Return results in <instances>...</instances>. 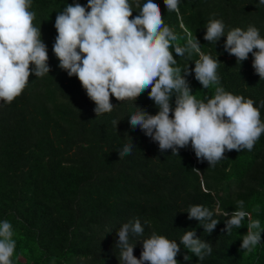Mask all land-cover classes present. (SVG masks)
Instances as JSON below:
<instances>
[{"label":"trees","instance_id":"16d2710c","mask_svg":"<svg viewBox=\"0 0 264 264\" xmlns=\"http://www.w3.org/2000/svg\"><path fill=\"white\" fill-rule=\"evenodd\" d=\"M76 2L87 5V0H32L33 26L41 30L51 70L39 78L30 75L11 104L0 101V221L8 220L13 228L12 264H120L116 231L137 218L144 227L143 236L131 239L137 259L142 251L139 239L155 233L179 245L184 231L195 230L197 238L211 244L212 253L200 261L180 245L178 264H264V133L252 151H226L224 159L209 167L207 161L197 160L190 144L177 155L161 152L139 127L130 128L128 117L136 109L157 114L148 99L150 89L133 103L112 97L113 110L96 116L95 104L78 78L58 67L53 52L56 16ZM143 2L130 0L131 18L139 14L136 4ZM156 2L164 23L177 36L174 46H185L187 28L199 40L201 51L220 63L219 85L203 89L194 72L186 77L196 100L207 102L222 87L252 99L264 122V79L255 74L251 53L239 64L224 51L226 37L216 44L203 39L211 19L223 21L225 34L251 25L264 38V4L180 0L178 16L167 11L163 0ZM173 56L181 75L188 66L194 69L199 59L196 53ZM170 103L174 108V96ZM126 133L135 147L119 158L117 153L129 143ZM238 200L261 224V243L252 253L240 249L247 217L241 228L224 231L222 213L233 212ZM192 205H203L220 221L211 234L188 219ZM186 254L191 257L187 262Z\"/></svg>","mask_w":264,"mask_h":264},{"label":"clouds","instance_id":"9594fccd","mask_svg":"<svg viewBox=\"0 0 264 264\" xmlns=\"http://www.w3.org/2000/svg\"><path fill=\"white\" fill-rule=\"evenodd\" d=\"M163 3L167 11L179 16L180 0H163ZM259 3L264 4V0ZM31 4L32 0H0V101L6 104L22 94L30 75L39 78L51 70L41 30L33 26L35 13L30 10ZM136 7L139 14L131 18L130 0H87L86 6L78 2L69 4L56 16L53 52L58 67L69 77L78 78L95 104L96 116L113 110L112 97L133 103L150 89L148 99L154 102L157 114L136 109L128 117V123L133 130L139 127L158 144L161 152L171 150L177 155L190 144L199 162L207 161L209 167H215L225 158L226 151H252L264 133V122L254 101L226 92L222 87H217L214 97L207 102L197 101L186 77L194 72L203 89L210 84L219 85L218 59L203 53L199 40L187 28H184L185 46H174L177 36L164 23L156 0H145ZM222 37H226L224 51L234 56L237 63L246 61L251 53L255 74L264 79V38L259 30L250 25L246 30L237 27L225 34L222 20H209L203 39L216 44ZM173 52L180 57L186 53L199 55L194 69L189 70L188 66L181 75V69L174 67L177 61ZM173 96L174 108L170 103ZM125 135L129 143L117 153L119 158L131 154L135 147L132 138ZM187 213L189 220L198 221L209 234L220 223L203 205H192ZM222 214L226 217V233L241 228L242 221L248 218L247 234L242 236L240 249L252 253L261 243L260 221L251 218L243 200L236 202L233 212ZM143 233L138 218L122 224L116 231L115 248L120 250V264H178L180 245L200 261L212 253L210 243L197 238L195 230H187L179 245L176 240L155 233L139 239L142 251L137 259L131 239ZM13 235L11 223L6 219L0 221V264H12L16 248ZM190 258L186 254L184 261Z\"/></svg>","mask_w":264,"mask_h":264}]
</instances>
